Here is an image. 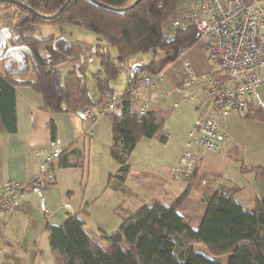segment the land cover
<instances>
[{
  "label": "trees",
  "instance_id": "trees-1",
  "mask_svg": "<svg viewBox=\"0 0 264 264\" xmlns=\"http://www.w3.org/2000/svg\"><path fill=\"white\" fill-rule=\"evenodd\" d=\"M16 1L41 15L52 16L67 0ZM96 1L107 7L91 0H72L53 20L9 4L15 13L19 11V21L1 31L0 44L4 48L0 55L5 57L6 65L5 74L0 76V122L6 130L16 131L15 85L29 86L39 93L49 113H78L119 101L117 110L107 117L113 133L110 155L119 165L113 179L123 184L137 143L154 138L161 126L152 113L138 121L128 88L124 95L117 96L112 83L128 69V58L136 55L152 56L151 62L141 64L145 71H165L177 62L182 50L197 44L198 32L193 26L187 27L178 31L173 41L166 42L164 28L180 0H141L132 9L126 8L136 0ZM45 24H75L105 42L103 47L95 48L100 59V70L93 75L97 100L90 95L86 81L83 48L63 38L37 36V28ZM111 49L116 51L115 57ZM65 64L72 68L66 75L61 70ZM29 71L36 74L35 81L17 80L19 74ZM247 118L264 121V108L257 103ZM258 173L264 177L263 169ZM189 191L190 187L169 205L153 202L136 212L120 208L122 225L104 234L102 244L89 236L80 214H69L60 227L48 222L51 250L60 264H264V198L248 210L236 200V188L217 191L205 200L206 214L200 228L194 230L179 213Z\"/></svg>",
  "mask_w": 264,
  "mask_h": 264
},
{
  "label": "crops",
  "instance_id": "crops-1",
  "mask_svg": "<svg viewBox=\"0 0 264 264\" xmlns=\"http://www.w3.org/2000/svg\"><path fill=\"white\" fill-rule=\"evenodd\" d=\"M247 2L264 7V0ZM2 30L0 27V32ZM66 40L83 48L86 81L89 74L93 78L100 70L95 48L103 47L105 42H100L97 36L88 38L86 43ZM3 48L4 45L0 44V53ZM188 52L197 75L206 76L212 65L205 50L195 45ZM142 58L139 59V55L128 58L125 76L116 83L119 74L112 83L117 96L126 92L130 69L141 65ZM92 64L96 71L87 74ZM5 65V57L0 55V76L5 74ZM61 70L66 75L72 68L65 64ZM182 73L181 64L176 62L174 69L165 70L164 79L151 92V115L161 129L154 138H143L137 143L129 158L130 170L123 184L113 179L119 165L110 155L113 133L108 117L99 118L90 130L80 112L49 113L45 111L39 93L29 86H14L16 131L6 130L0 122V189L11 181H32L38 164L36 150L49 149L52 143H58L65 148V153L51 173L52 185L41 192H29L26 199L17 203L7 219L0 223V264H42L47 257L52 259V264H60L51 250L46 226L48 222L55 227L62 226L69 214H80L89 236L102 244L104 234L121 227L120 208L136 212L153 202L169 205L189 187V195L181 204L179 213L194 230L200 228L206 214L205 200L217 191L236 188V200L248 210L258 199L264 198V177H259L258 173L260 169L264 170V121L237 114L222 124L219 131L221 150L204 153L190 181L174 180L173 168L188 134L211 101L203 81H200L194 91L195 101L185 108L173 110V104L180 97ZM17 80L35 81L36 74L33 71L22 73ZM95 86L94 96L88 88L92 98L97 100L96 81ZM257 103L264 108V85L257 91ZM97 107L90 108L95 110ZM137 108L138 103L133 101V111L136 112ZM166 134L170 138L165 140Z\"/></svg>",
  "mask_w": 264,
  "mask_h": 264
},
{
  "label": "built area",
  "instance_id": "built-area-1",
  "mask_svg": "<svg viewBox=\"0 0 264 264\" xmlns=\"http://www.w3.org/2000/svg\"><path fill=\"white\" fill-rule=\"evenodd\" d=\"M192 26L198 32L196 45L205 50L212 67L206 76L200 77L188 50L179 53L177 62L183 73L180 97L173 104V110L195 101L194 91L200 81L211 101L194 122L173 168L174 180L182 183L193 178L204 153L221 150L219 131L222 124L233 114L247 118L257 104L258 89L264 85V7L247 0H180L176 12L165 25L166 42L173 41L178 31ZM170 68L174 69V65ZM164 77L165 71L153 74L140 64L130 69L127 88L138 103V121L152 113L150 94ZM119 103L108 101L95 110L83 109L80 114L91 130L99 118L114 113ZM64 153L65 148L58 143H52L49 149L36 150L38 164L32 181H11L0 189V223L29 192H41L52 185L51 173Z\"/></svg>",
  "mask_w": 264,
  "mask_h": 264
},
{
  "label": "rangeland",
  "instance_id": "rangeland-1",
  "mask_svg": "<svg viewBox=\"0 0 264 264\" xmlns=\"http://www.w3.org/2000/svg\"><path fill=\"white\" fill-rule=\"evenodd\" d=\"M15 12H16V9L14 7H12L11 5L0 4V27L3 28L4 31H6L7 28H11L13 26V24L18 23L19 11L17 13H15ZM36 34H37V36H46V37L55 36L56 38H65V39H69V40L74 41V42H76V41L81 42L82 41L85 43L88 42L87 41L88 38H92V37L95 38L96 37L95 34L90 33V32L89 33L85 32L84 30L80 29L79 27H77L75 25H63V26L48 25V24L47 25H41L37 28ZM111 53L113 55H115L116 51L111 49ZM140 57H143L141 59V62L144 65L148 64L150 62V60L152 59L151 55H139V59H140ZM173 65L175 66V64H173ZM93 68H95L94 65L93 64L90 65L87 74L95 72L96 69L94 70ZM124 76H125V71H123L120 74L119 78L116 80V83H118L119 80L123 79ZM87 82H88V86L90 88L91 94L94 96L96 94V90H95L96 86H95V81L90 76V74L87 77ZM41 263L42 264H52V259L47 257Z\"/></svg>",
  "mask_w": 264,
  "mask_h": 264
},
{
  "label": "water",
  "instance_id": "water-1",
  "mask_svg": "<svg viewBox=\"0 0 264 264\" xmlns=\"http://www.w3.org/2000/svg\"><path fill=\"white\" fill-rule=\"evenodd\" d=\"M72 0H67L66 3L63 5V7L55 14V15H52V16H47V15H41L39 13H37L35 10H33L32 8H30L29 6H26L16 0H0V4H3V3H8V4H12V5H15V6H18L19 8L21 9H24V10H27L29 13L35 15V16H38V17H41L42 19L44 20H53V19H56L62 12L63 10L68 6V4L71 2ZM93 1L94 3H96L97 5L99 6H102V7H107L105 6L104 4L100 3V2H97L96 0H91ZM141 0H136L135 3L133 5H131L130 7L126 8V9H132L136 4H138ZM126 9H119L120 11H123V10H126Z\"/></svg>",
  "mask_w": 264,
  "mask_h": 264
}]
</instances>
